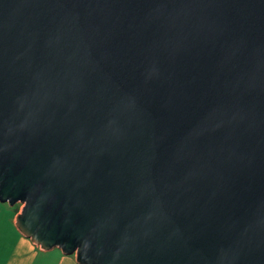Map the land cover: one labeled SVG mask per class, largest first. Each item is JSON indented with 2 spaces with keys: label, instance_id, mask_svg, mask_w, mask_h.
<instances>
[{
  "label": "water",
  "instance_id": "water-1",
  "mask_svg": "<svg viewBox=\"0 0 264 264\" xmlns=\"http://www.w3.org/2000/svg\"><path fill=\"white\" fill-rule=\"evenodd\" d=\"M0 202L77 264H264V0H0Z\"/></svg>",
  "mask_w": 264,
  "mask_h": 264
},
{
  "label": "crops",
  "instance_id": "crops-1",
  "mask_svg": "<svg viewBox=\"0 0 264 264\" xmlns=\"http://www.w3.org/2000/svg\"><path fill=\"white\" fill-rule=\"evenodd\" d=\"M18 213L0 202V264H77L74 255H65L57 248L43 251L22 236L15 227Z\"/></svg>",
  "mask_w": 264,
  "mask_h": 264
},
{
  "label": "trees",
  "instance_id": "trees-1",
  "mask_svg": "<svg viewBox=\"0 0 264 264\" xmlns=\"http://www.w3.org/2000/svg\"><path fill=\"white\" fill-rule=\"evenodd\" d=\"M20 206H21V205H15V206H14L16 212H19V207H20Z\"/></svg>",
  "mask_w": 264,
  "mask_h": 264
},
{
  "label": "rangeland",
  "instance_id": "rangeland-1",
  "mask_svg": "<svg viewBox=\"0 0 264 264\" xmlns=\"http://www.w3.org/2000/svg\"><path fill=\"white\" fill-rule=\"evenodd\" d=\"M19 209H21V206L19 207Z\"/></svg>",
  "mask_w": 264,
  "mask_h": 264
}]
</instances>
